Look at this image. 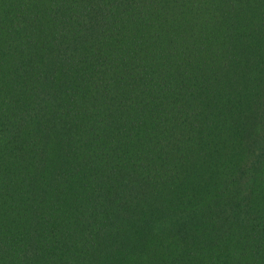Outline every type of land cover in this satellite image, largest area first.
<instances>
[{
	"label": "trees",
	"instance_id": "1",
	"mask_svg": "<svg viewBox=\"0 0 264 264\" xmlns=\"http://www.w3.org/2000/svg\"><path fill=\"white\" fill-rule=\"evenodd\" d=\"M0 264H264V0H0Z\"/></svg>",
	"mask_w": 264,
	"mask_h": 264
}]
</instances>
